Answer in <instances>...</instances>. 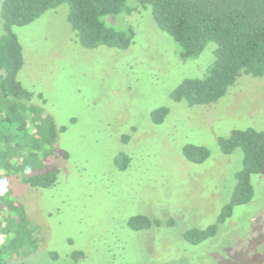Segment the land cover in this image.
I'll use <instances>...</instances> for the list:
<instances>
[{
  "label": "rangeland",
  "instance_id": "rangeland-1",
  "mask_svg": "<svg viewBox=\"0 0 264 264\" xmlns=\"http://www.w3.org/2000/svg\"><path fill=\"white\" fill-rule=\"evenodd\" d=\"M67 13L63 3L10 27L23 53L17 79L33 93L31 103L63 130L46 161L58 171L54 185L7 179L37 240L33 250L27 246L29 254L7 263L264 264V168L251 176L252 200L217 223L243 167L241 149L223 153L218 138L233 129L264 130V76L242 74L209 104L176 102L171 94L183 80L206 74L214 42L183 59L151 7L138 5L131 14L103 17L116 28L133 27L127 49L85 48ZM4 32L0 16V36ZM159 107L168 113L155 123L152 113ZM188 144L207 147L209 157L188 161ZM122 154L128 158L123 169L116 163ZM136 214L163 223L133 229L129 219ZM214 223L213 236L198 243L184 238L186 230Z\"/></svg>",
  "mask_w": 264,
  "mask_h": 264
},
{
  "label": "trees",
  "instance_id": "trees-1",
  "mask_svg": "<svg viewBox=\"0 0 264 264\" xmlns=\"http://www.w3.org/2000/svg\"><path fill=\"white\" fill-rule=\"evenodd\" d=\"M135 1L136 6L129 5L128 0L3 1L0 11L5 25V32L0 36V232L7 237L0 245V264H8V258L14 255L26 256L31 252L27 249L29 245L32 250L37 246L33 238L35 227L31 226L7 179L16 176L24 185L36 188L54 185L58 171L47 166L46 161L53 153L58 132L63 130L43 113L40 105L31 103L33 93L17 79L23 53L11 26L29 24L47 10L65 3L67 20L83 47L106 45L127 49L135 36L133 27L119 29L106 24L103 17L122 12L131 14L138 5L150 6L154 21L179 45L183 59L199 56L209 42L216 44L215 58L206 74L202 78L183 80L171 94L174 101L209 104L225 95L242 74L264 76V0ZM167 113L168 108L159 107L153 111L152 119L161 123ZM218 145L226 154L238 148L243 153V167L236 174L231 200L217 216V223H221L232 215L235 206L253 198L251 176L264 168V130L233 129L228 136L218 138ZM183 154L194 163H201L210 155L207 147L197 144L186 145ZM127 160L122 154L116 163L123 169ZM167 222L171 224L173 218ZM162 223L145 214L129 219L133 229ZM216 227V223L206 228L192 227L184 232V238L198 243L213 236Z\"/></svg>",
  "mask_w": 264,
  "mask_h": 264
},
{
  "label": "built area",
  "instance_id": "built-area-1",
  "mask_svg": "<svg viewBox=\"0 0 264 264\" xmlns=\"http://www.w3.org/2000/svg\"><path fill=\"white\" fill-rule=\"evenodd\" d=\"M6 237H7L6 233L0 232V245L4 244Z\"/></svg>",
  "mask_w": 264,
  "mask_h": 264
}]
</instances>
